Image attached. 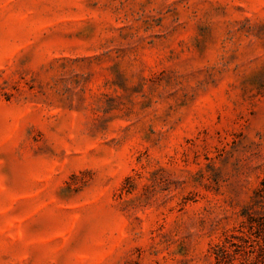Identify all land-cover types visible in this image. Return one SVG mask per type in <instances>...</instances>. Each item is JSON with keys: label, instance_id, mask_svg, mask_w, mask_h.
Listing matches in <instances>:
<instances>
[{"label": "rangeland", "instance_id": "rangeland-1", "mask_svg": "<svg viewBox=\"0 0 264 264\" xmlns=\"http://www.w3.org/2000/svg\"><path fill=\"white\" fill-rule=\"evenodd\" d=\"M247 204L264 0H0V264H214Z\"/></svg>", "mask_w": 264, "mask_h": 264}, {"label": "trees", "instance_id": "trees-1", "mask_svg": "<svg viewBox=\"0 0 264 264\" xmlns=\"http://www.w3.org/2000/svg\"><path fill=\"white\" fill-rule=\"evenodd\" d=\"M240 235L225 237L212 247L214 264H264V207L247 204L242 212Z\"/></svg>", "mask_w": 264, "mask_h": 264}]
</instances>
